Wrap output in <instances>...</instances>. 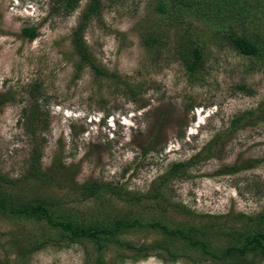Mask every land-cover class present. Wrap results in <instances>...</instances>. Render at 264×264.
Wrapping results in <instances>:
<instances>
[{"label":"rangeland","instance_id":"374dc122","mask_svg":"<svg viewBox=\"0 0 264 264\" xmlns=\"http://www.w3.org/2000/svg\"><path fill=\"white\" fill-rule=\"evenodd\" d=\"M88 1L67 12L57 0H0V189L56 202L58 218L139 225L72 241L45 220L0 209V264H264L258 250L224 256L264 212V55L240 54L219 30L260 37L264 49V0H240L244 16L234 19L182 10L189 28L158 10L169 0H102L85 40L106 75L79 69L73 31ZM187 29L204 50L195 73L177 52ZM147 34L162 46L147 45ZM36 108L35 132L26 123ZM35 147L42 171L61 184L25 178ZM192 160L183 176L169 174ZM94 180L123 195L102 189L85 199L70 186ZM155 221L199 228L209 252Z\"/></svg>","mask_w":264,"mask_h":264},{"label":"trees","instance_id":"16d2710c","mask_svg":"<svg viewBox=\"0 0 264 264\" xmlns=\"http://www.w3.org/2000/svg\"><path fill=\"white\" fill-rule=\"evenodd\" d=\"M60 2V6H64L67 12L75 10L82 0H57ZM208 4L209 8H206ZM202 6V8H200ZM200 8V9H199ZM243 7L240 0H169L167 2H161L158 10L160 12H166V17L172 23L178 25H184L189 28L190 23L185 22L181 16V11H195L197 16L204 17L206 20H210L213 14H220L229 17V19L238 18L239 16H244ZM206 9V10H205ZM57 11V7L53 8V11ZM102 14V0H89L86 7L84 8L78 25L73 31V41L76 51L81 56V63L79 69H82L84 65L92 66L98 75L108 74L102 67L96 64L94 57L89 51L88 44L85 40V30L87 28L88 22L93 18H101ZM213 22V21H211ZM226 26V27H225ZM191 29V28H190ZM187 29L188 43L179 44L177 52L187 66L190 72L195 73L200 71L204 66V50L201 43L194 37L192 30ZM220 31H225L227 34V40L230 45L235 48L240 54L248 56H263L264 49L262 47V41L260 37H252L246 33H238L232 30L228 25H222L219 28ZM24 34L34 39L38 36V31L36 27H25ZM259 36V34L257 35ZM147 45L150 47L162 46V40L156 37L154 34H147L144 37ZM26 112V111H25ZM39 108L32 111L31 114L27 116V125L31 127V130H36L35 122L38 120ZM245 115L239 116L235 121H239ZM215 141H212L207 147L211 148ZM41 158L42 149L36 148L32 153V160L30 164V169L26 175L27 178L42 179L46 178V182L61 184L58 175L48 174L41 169ZM192 161H179L173 163L170 169V175L172 177H180L185 174V168L192 164ZM169 175V176H170ZM7 180L5 177L0 176V181ZM73 190H76L79 195L83 198H89L97 196L102 189H108L113 194L122 196V187L120 185L112 186V182H99L94 180L92 182H85L81 185L70 184ZM53 206H58L56 202H51L48 199H43L38 195L31 200H22L21 198L16 199L15 196L8 197L4 191L0 189V209L3 211H8L16 215L25 216L27 218H36L40 220H45L50 226L61 229L63 233L72 240L75 241L81 238H87L91 240H99L105 236L115 237L121 230L129 229L131 227L139 225L138 220H128V219H117L112 224L98 225L90 224L87 225L84 222L72 221L64 218H58L55 211L52 209ZM260 223L249 233H242L239 239V243L235 246H228L225 257L229 255H234L237 251L241 254H246L247 251H259L264 254V212L261 214ZM152 226L162 230L164 233L170 235L171 237H179L183 240L188 241L192 245L201 246L208 250V243L203 240L197 239V231L199 228L189 227V230L185 231L184 228L170 229L167 225L160 221H155ZM214 257H219L215 252L211 253Z\"/></svg>","mask_w":264,"mask_h":264},{"label":"clouds","instance_id":"9594fccd","mask_svg":"<svg viewBox=\"0 0 264 264\" xmlns=\"http://www.w3.org/2000/svg\"><path fill=\"white\" fill-rule=\"evenodd\" d=\"M111 125V124H110Z\"/></svg>","mask_w":264,"mask_h":264}]
</instances>
